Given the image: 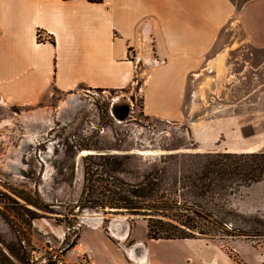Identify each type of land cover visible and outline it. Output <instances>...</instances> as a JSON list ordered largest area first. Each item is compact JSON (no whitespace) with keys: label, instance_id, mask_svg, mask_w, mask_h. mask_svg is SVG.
Wrapping results in <instances>:
<instances>
[{"label":"rangeland","instance_id":"1","mask_svg":"<svg viewBox=\"0 0 264 264\" xmlns=\"http://www.w3.org/2000/svg\"><path fill=\"white\" fill-rule=\"evenodd\" d=\"M231 1L241 25L228 27L208 62L190 75L178 121L144 112L142 88L151 65L140 52L130 54L138 63L128 88L81 87L82 102L71 107L64 123L52 114L38 124L35 142L28 141L25 116L36 107L0 100V264H48L61 250L58 257L74 260L77 252L86 254L79 237L95 220L110 238L112 222L126 225L123 240L112 237L121 250L132 247L134 237L146 238L145 232L162 235L161 226L170 224L179 235L205 239L240 264H264V176L224 189L239 167L248 172L264 153V0ZM117 98L130 106L123 121L110 113ZM84 104L85 112L69 122ZM220 166L225 176L215 171ZM148 173L156 176L159 191L143 204L132 190ZM86 185L101 193L90 197ZM107 189L130 205H110ZM95 198L107 204L83 206ZM81 242L96 249L97 264L119 263L120 253L107 250L97 231L86 230ZM156 249L164 252L160 245ZM174 249L179 262L195 252L190 244Z\"/></svg>","mask_w":264,"mask_h":264},{"label":"crops","instance_id":"2","mask_svg":"<svg viewBox=\"0 0 264 264\" xmlns=\"http://www.w3.org/2000/svg\"><path fill=\"white\" fill-rule=\"evenodd\" d=\"M234 12L231 0H0V100L35 106L28 114L38 113L42 123H48L52 114L57 119L66 94L82 98L81 87L128 88L138 63L131 56L140 52L151 65L142 88L144 112L178 121L190 75L208 62L222 33L240 23ZM55 96L57 105L52 106ZM86 106L69 122L76 121ZM71 109L61 112L62 119ZM117 227H112L116 234ZM86 230L97 231L107 250L120 253L115 264H240L202 238L154 239L145 232L146 238L134 237L132 247L121 250L112 240L118 238L105 234L97 220L79 237L88 264H97L98 252L81 242ZM187 244L195 252L179 262L174 248ZM159 245L164 252L157 251Z\"/></svg>","mask_w":264,"mask_h":264},{"label":"trees","instance_id":"3","mask_svg":"<svg viewBox=\"0 0 264 264\" xmlns=\"http://www.w3.org/2000/svg\"><path fill=\"white\" fill-rule=\"evenodd\" d=\"M89 1H92V2H100V0H89ZM246 1H248V0H240V2H242V3L246 2ZM252 154L253 153H250L248 155H252ZM261 154L262 155L259 156V158L255 161L253 167L250 168L248 170V172H245V170H246V169H244L245 167L244 168H242V166L239 167V169L237 171V174L235 175L232 183L227 184V186H225L224 189L226 187L233 188L234 186L249 185V184H252V183H255V182L261 180L262 177L264 176V153H261ZM103 159L107 160L106 161V164L107 165H110L111 167L115 163L113 161H110V159L108 157H103ZM217 165H218V162H217ZM229 167H230L229 165L224 164L225 170H228ZM216 170L219 173H223L221 171V166H220V169H215V171ZM222 176H225L224 173L221 174V177ZM155 178H156V176H154L151 173H148L147 175L144 176L143 181L137 185V187H136L137 190H132V191H135L138 194V197L140 199H142V203L143 204H145L146 201H147L146 204H148L149 201H153V198L155 197L154 196L155 193H157L159 191V188L156 187V184L153 181ZM90 180H91V177H90ZM85 181L86 182L88 181L87 176L85 177ZM126 189L128 191H130V189H128V186H127ZM108 190H109L110 194H108L107 197L109 196L108 197L109 200L112 201V203H109L110 205L111 204L112 205H115V207L116 206L121 207L123 205H126V206H129L130 205V204H127V198L124 199V198H122V196L116 195V192H114V190H111V189H107L106 192H108ZM84 191H85V193L89 194L90 197L93 194L94 195H98L99 193H101V191H94L92 189L91 185L88 188H87V185L84 186ZM106 192H104V193H106ZM117 202H120V203L118 204ZM92 203H93V206L92 207H104L107 204V203H104V202H98L96 200V198L93 199ZM150 226L151 225H148V230L149 231H150ZM194 227L195 226L192 225V224H190V226H189L190 229H193ZM161 229L163 231V234L162 235H158L156 232L155 233L153 232V234H150L148 232V236L150 238H154V239H157V238L171 239V238H189L190 237L189 235H186V236L185 235L184 236L183 235H179L180 231L178 230V228H176V226H173V225H170V224H165V225L161 226ZM201 234H205V233L204 232H201Z\"/></svg>","mask_w":264,"mask_h":264},{"label":"water","instance_id":"4","mask_svg":"<svg viewBox=\"0 0 264 264\" xmlns=\"http://www.w3.org/2000/svg\"><path fill=\"white\" fill-rule=\"evenodd\" d=\"M117 99L116 100L112 99V102L110 105V113L116 121H123L128 117L130 113V106L126 100H120L119 98ZM121 223H122L121 221H117V222H112V224L109 225V234L114 237H117L119 240L120 239L123 240L127 236V233H128V229L126 225H122ZM118 224L119 226L117 227L116 225ZM113 226L117 227L116 228L117 234L112 231ZM74 240L70 242L68 247H71L74 244ZM62 253H63V250L59 252V254H62ZM59 254L53 256V260L57 259ZM128 255L130 257L129 252H128Z\"/></svg>","mask_w":264,"mask_h":264},{"label":"bare ground","instance_id":"5","mask_svg":"<svg viewBox=\"0 0 264 264\" xmlns=\"http://www.w3.org/2000/svg\"><path fill=\"white\" fill-rule=\"evenodd\" d=\"M145 60H147L146 62H148V63L150 61L146 58H145ZM152 62H154V61L152 60L151 64H152ZM114 100H116V99H114ZM81 102H82L81 99H78L75 95H69L66 98L65 102L64 103L62 102L61 107L59 108V111H58V118L61 120L62 123H64L65 121L60 116L61 112L65 111L66 109L71 108L73 106L79 105ZM25 119L27 122L25 130H26V133H28L27 134L28 141L35 142L34 138L38 133L36 126L38 124L44 122V118H43V116H40L38 113H32L31 115H28L27 117L25 116ZM2 123H5V121ZM2 123H0V124H2ZM50 147H52V145H49V148ZM83 153H85V152H83Z\"/></svg>","mask_w":264,"mask_h":264},{"label":"built area","instance_id":"6","mask_svg":"<svg viewBox=\"0 0 264 264\" xmlns=\"http://www.w3.org/2000/svg\"><path fill=\"white\" fill-rule=\"evenodd\" d=\"M40 32H38V35ZM88 258L84 252H77L75 254V259L67 258L64 255L59 256L57 259L53 260L52 263L48 264H87Z\"/></svg>","mask_w":264,"mask_h":264},{"label":"flooded vegetation","instance_id":"7","mask_svg":"<svg viewBox=\"0 0 264 264\" xmlns=\"http://www.w3.org/2000/svg\"><path fill=\"white\" fill-rule=\"evenodd\" d=\"M89 152H88V154L87 155H91L92 153V151H90V150H88ZM88 203V202H87ZM83 206H87V207H92L93 206V204H90V203H88V204H83Z\"/></svg>","mask_w":264,"mask_h":264}]
</instances>
